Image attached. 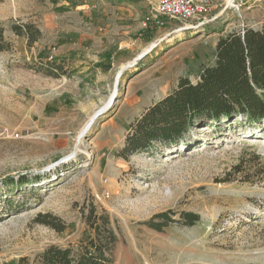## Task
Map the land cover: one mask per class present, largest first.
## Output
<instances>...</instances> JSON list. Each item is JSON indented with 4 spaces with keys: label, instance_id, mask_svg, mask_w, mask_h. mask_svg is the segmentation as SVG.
<instances>
[{
    "label": "rangeland",
    "instance_id": "obj_1",
    "mask_svg": "<svg viewBox=\"0 0 264 264\" xmlns=\"http://www.w3.org/2000/svg\"><path fill=\"white\" fill-rule=\"evenodd\" d=\"M60 1L0 0V25L11 43V49L0 51V264H18L22 257L29 259L26 264H40L38 256L51 245L79 252L94 234L88 223L93 212L97 222L107 216L117 236L114 264H264V123L237 117L222 121L219 128L195 127L184 143L171 148L139 152L128 160L116 155L126 126L141 110L140 103L124 104L127 82L142 76L170 46L185 42L189 45L180 51L189 56L170 78L175 81L191 71L195 80L199 70L192 68V53L203 51L206 63L213 64V38L264 26V0H219L214 18L203 25L180 30L179 21L167 19L165 26L149 32L145 23L159 0L148 1L140 47L127 53V63L153 42L156 46L118 78L116 100L83 136L93 114L111 103L118 72L127 63H116L95 101L75 97L81 104L74 106L75 100L68 99L62 115L54 109L43 112L51 100L71 91L74 82L45 74L42 64L54 57V48L75 20L70 10L93 0ZM68 1L73 4L69 10L57 9ZM105 1L107 6L122 0ZM27 23L41 31L34 44L12 29ZM81 137L76 156L45 170L75 152ZM21 175L41 179L22 185L5 182ZM168 210L178 221L163 231L145 224ZM183 211L198 213L200 219L184 224L179 221ZM44 213L57 216L66 229L38 222Z\"/></svg>",
    "mask_w": 264,
    "mask_h": 264
},
{
    "label": "trees",
    "instance_id": "obj_2",
    "mask_svg": "<svg viewBox=\"0 0 264 264\" xmlns=\"http://www.w3.org/2000/svg\"><path fill=\"white\" fill-rule=\"evenodd\" d=\"M55 4L60 0H52ZM61 4L59 11L69 10L73 4ZM19 36H25L29 44L41 38V31L27 23L13 26ZM11 49V43L4 36L0 25V51ZM40 71L52 77H70L64 61L47 59ZM244 117L251 123H264V26L255 29L245 27L221 35L215 48V61L204 66L197 81L181 77L176 87L166 96L149 106L128 128L123 147L116 152L120 158L128 160L139 152H151L159 147L171 148L184 143L187 135L195 127L219 128L222 121ZM260 159L259 156H256ZM40 175L18 179L8 178L5 182L17 185L38 182ZM172 211L155 214L145 222L157 231H163L174 220ZM89 219L90 235L79 252L71 247L51 245L38 256L40 264H114L113 247L117 236L110 228L109 218L97 222L94 212ZM88 217V216H87ZM181 222L194 224L200 219L195 212L180 213ZM37 221L64 231L66 224L51 213L39 214ZM28 258L22 257L18 264H26ZM8 262L6 264H12Z\"/></svg>",
    "mask_w": 264,
    "mask_h": 264
},
{
    "label": "crops",
    "instance_id": "obj_3",
    "mask_svg": "<svg viewBox=\"0 0 264 264\" xmlns=\"http://www.w3.org/2000/svg\"><path fill=\"white\" fill-rule=\"evenodd\" d=\"M148 1L150 0H122L118 4L105 6L108 3L105 0H93L89 4L79 6V10L78 8L73 9V11L70 10V15L75 20H70L72 24L68 28L67 35L56 47L57 49L54 48V57L46 59L63 60L65 68L70 72L68 79L74 84L71 91L68 90L65 94H61L62 98H56L46 104L43 112L52 114L54 110H57L56 114L62 115L67 107L65 102L67 103L68 99L75 100L74 106L76 103L81 104L80 101L84 99L87 102L96 100L97 90L108 84L113 76L112 70L116 63L129 62L126 58L127 53L132 52L133 48L140 47L138 42H140V36L144 30L143 23L148 11ZM77 15H79V19ZM152 30L148 29V32ZM224 33H219L216 38H213L214 57L212 63L215 61L217 41ZM147 35L149 36L150 33ZM183 45H189V43H177L170 46L166 53H162L157 60L150 62L143 69L142 76L127 82L124 89V104L126 101L128 106H135L140 103L141 110L137 117L153 103L171 92L176 87L180 77L186 76L192 81L194 80L191 78V71L183 73L175 81H171L170 78L183 67L184 57L189 53L180 51ZM203 53V51L192 53L191 60L195 64L192 68L199 70L194 81L198 80L202 68L210 64L206 63V55L202 56ZM140 77L142 78L140 79ZM138 93H141L142 96L137 95ZM75 97H80V101ZM116 116L117 114L113 117ZM113 117L107 123L113 121ZM130 124L126 126V135ZM124 140L116 152L123 147Z\"/></svg>",
    "mask_w": 264,
    "mask_h": 264
},
{
    "label": "built area",
    "instance_id": "obj_4",
    "mask_svg": "<svg viewBox=\"0 0 264 264\" xmlns=\"http://www.w3.org/2000/svg\"><path fill=\"white\" fill-rule=\"evenodd\" d=\"M219 5V0H159L153 5L151 21L145 23V26L151 29L163 27L168 19L179 21L180 30L193 29L195 25L191 21H196L197 25L209 22L214 18L212 13ZM15 136L19 137L20 134L15 133Z\"/></svg>",
    "mask_w": 264,
    "mask_h": 264
},
{
    "label": "water",
    "instance_id": "obj_5",
    "mask_svg": "<svg viewBox=\"0 0 264 264\" xmlns=\"http://www.w3.org/2000/svg\"><path fill=\"white\" fill-rule=\"evenodd\" d=\"M200 25H203V24H199V25H195L194 28L200 26ZM147 52H142L141 54H139L136 58L133 59V61L131 63H127L125 66L121 67L119 72H118V76H117V82H116V85H115V92H113V95H112V98L111 99V103L109 106L107 107H101L99 108L92 116V119L89 121L88 123V128L95 122V120L100 116L102 115L105 111H107L110 107H111V104L116 100L117 98V86H118V78L124 73V71L129 68L130 66L134 65L137 63V61L143 57ZM72 158V155H68L67 157H64V158H61L60 160H58V162L48 166L45 170H50L54 167H56L57 165H59L60 163L62 162H65L67 161L68 159Z\"/></svg>",
    "mask_w": 264,
    "mask_h": 264
},
{
    "label": "bare ground",
    "instance_id": "obj_6",
    "mask_svg": "<svg viewBox=\"0 0 264 264\" xmlns=\"http://www.w3.org/2000/svg\"><path fill=\"white\" fill-rule=\"evenodd\" d=\"M229 2H232V0H230ZM154 46H156V42H153L151 45H149L147 48H146V50L144 51V52H148V51H150ZM118 76V75H117ZM113 93V92H112ZM112 95V94H111ZM111 97V96H110ZM110 103L108 102V104H106L104 107H107L108 105H109ZM206 127H204V129H205ZM89 128H88V124L85 126V128H84V131H82V134H81V136H83L84 135V133L88 130ZM83 143V138L81 137V138H79V140H78V144H77V149H76V151L75 152H73L71 155H75L76 156V154H77V152L78 151H80V146H81V144ZM196 149V151H198V147L197 148H195ZM200 151V150H199Z\"/></svg>",
    "mask_w": 264,
    "mask_h": 264
}]
</instances>
